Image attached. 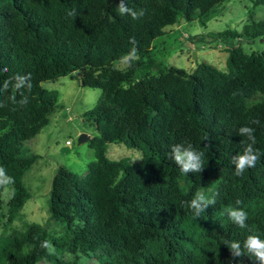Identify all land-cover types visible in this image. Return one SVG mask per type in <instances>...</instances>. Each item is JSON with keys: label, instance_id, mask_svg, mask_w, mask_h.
<instances>
[{"label": "trees", "instance_id": "16d2710c", "mask_svg": "<svg viewBox=\"0 0 264 264\" xmlns=\"http://www.w3.org/2000/svg\"><path fill=\"white\" fill-rule=\"evenodd\" d=\"M224 1L124 0L131 11L121 15V0H0V172L13 187L8 223L29 197L22 178L35 162L21 158L19 147L56 109L58 93L43 83L82 71L81 86L100 90L104 101L84 115L97 132L86 175L59 167L51 181L48 211L64 236L50 242L32 224L21 237H0V264H77L79 254L100 264H261L234 256L226 243L249 234L264 239V53H244L236 31L208 32L188 43L224 45L226 72L206 63L192 73L157 64L155 75L134 81L166 28L181 20L205 27ZM73 9L78 15L69 17ZM248 27L264 40V20ZM245 125L255 129L259 159L237 176L232 160L251 143L239 132ZM181 142L205 153L200 173L185 175L170 158ZM111 144L140 151L141 159L109 160ZM208 189L218 192L217 202L200 217L181 206ZM236 201L248 213L246 229L229 220ZM64 248L72 261L58 256Z\"/></svg>", "mask_w": 264, "mask_h": 264}, {"label": "rangeland", "instance_id": "374dc122", "mask_svg": "<svg viewBox=\"0 0 264 264\" xmlns=\"http://www.w3.org/2000/svg\"><path fill=\"white\" fill-rule=\"evenodd\" d=\"M262 20L264 1L261 0H226L213 13L211 19L206 21L205 27L197 20L192 23L181 20L166 28L165 35L151 45L150 53L142 58L145 64L135 72L134 81L139 82L144 75H155L157 64L163 67L175 66L192 73L199 64L206 63L226 72L228 52L224 45L210 42L209 39H205V44H189V37L232 30L241 36L238 40L244 53L262 54L264 40L254 37L255 31L252 27L246 28ZM148 59L154 64L150 65ZM126 62L127 60L117 64V69L124 70ZM81 77L82 71H78L70 76L43 83L44 89L58 93L56 109L49 118L48 126L19 147L21 158L34 156L35 162L22 178L29 197L18 217L11 223L7 221V206L13 187L0 172V237H21L32 224L41 225L50 242L53 238L64 236L63 225L53 220L48 211L51 181L59 167H64L81 178L86 175L89 164L95 161L94 150L90 146V140L78 144V138L80 135L89 136L90 139L97 136L94 125L87 122L84 115L95 106L104 105L102 92L98 89L83 88ZM106 157L112 161L122 158L139 161L141 153L123 144H111L108 146ZM206 191L211 192L210 189ZM51 247L54 249L52 243ZM49 252L53 254L55 249ZM58 256L63 261L73 260V256L65 248ZM76 263L100 264L93 256L85 257L81 254L77 256ZM39 264L52 262L43 260Z\"/></svg>", "mask_w": 264, "mask_h": 264}, {"label": "clouds", "instance_id": "9594fccd", "mask_svg": "<svg viewBox=\"0 0 264 264\" xmlns=\"http://www.w3.org/2000/svg\"><path fill=\"white\" fill-rule=\"evenodd\" d=\"M118 8L121 15L131 11L124 3V0H121ZM76 15H78V13L75 9L68 12L69 17H75ZM132 15L134 17L137 16L136 13H132ZM239 132L246 134V140H244L243 143H249V141L251 143L246 150H243L242 153L232 160V162L237 164V176L243 175L249 167H255V164L259 159L258 151L252 147V145L256 144V136L254 135L255 129L245 125L239 128ZM204 157L205 153L194 148L192 144L186 145L185 143L181 142L171 146L170 158L185 175H188L189 172L200 173L204 167ZM217 195L218 192L215 190H212L211 193L207 195H201L198 193L195 198L190 201V205H188L185 201H181V206H190L193 216L195 218L200 217L202 214H204V207L207 205L216 204ZM240 203V201H236L237 206L229 208L227 210V214L229 216V220L232 223L241 229H246L248 227V213L242 208L238 207ZM226 244H228L229 249L234 256L247 255L251 258H255V260L260 261L261 264H264V239H261L258 235L249 234L243 241H228ZM241 245H243V248ZM42 247L49 249L50 251L54 250L48 241L43 242Z\"/></svg>", "mask_w": 264, "mask_h": 264}, {"label": "water", "instance_id": "95a60500", "mask_svg": "<svg viewBox=\"0 0 264 264\" xmlns=\"http://www.w3.org/2000/svg\"><path fill=\"white\" fill-rule=\"evenodd\" d=\"M90 140L89 136L86 135H80L78 138V144H84Z\"/></svg>", "mask_w": 264, "mask_h": 264}]
</instances>
